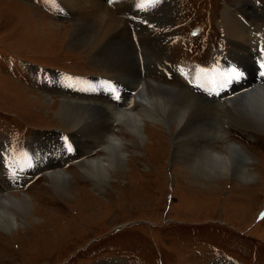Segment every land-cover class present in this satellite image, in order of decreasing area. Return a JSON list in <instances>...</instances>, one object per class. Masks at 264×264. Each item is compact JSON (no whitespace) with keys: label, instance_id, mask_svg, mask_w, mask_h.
Segmentation results:
<instances>
[{"label":"rangeland","instance_id":"rangeland-1","mask_svg":"<svg viewBox=\"0 0 264 264\" xmlns=\"http://www.w3.org/2000/svg\"><path fill=\"white\" fill-rule=\"evenodd\" d=\"M244 1L253 8L252 21L264 25V0ZM98 2L111 11L129 5L124 14L117 15L124 31L97 44L91 39L81 45L72 39L80 25L93 31V23L82 17L89 7L80 10L73 0H0V193L18 197L24 193L31 209L12 232L0 228V264H264V131L231 118L230 113L239 108L238 99L230 101L228 113L226 106L216 105L218 96L210 94L218 89L212 90V83L225 73L245 69L244 55L251 60L254 77H259L264 30L259 36L255 33L253 44L247 39L245 50L235 48L234 38L225 43L219 24L222 12L227 6L241 5V0H161L147 10L137 6L139 0ZM39 68L45 70L37 71ZM52 69L77 76L102 75L87 82L83 79L87 91L99 90L97 97L85 101L71 94V87L80 88L79 80ZM108 78L115 80L113 86L121 95L128 94L136 80L146 79L149 91L157 88L164 96L181 101L190 95L206 107L212 106L215 120L227 128L230 140L242 145L251 157L249 166L256 171L255 179L244 182L227 177L202 182L199 175L188 172L183 158L172 159L170 147L179 122L173 133H165L158 121L146 122L144 143L133 139L128 130L117 132L134 143L124 148L126 165L119 163L110 170V178L101 179L102 189L84 178L78 163L64 166L72 175L71 195L56 193L45 171L38 176L29 174L34 172L29 164L55 163L69 155L65 135L73 149H78L75 159L81 164L87 157L104 154L94 144L102 124L100 130L89 121L80 129H69L55 111L64 98L72 108L108 110L110 104L101 86ZM51 86L68 91L62 94ZM108 96L114 98L110 92ZM116 101L113 111L122 108L121 100ZM206 107L199 108L200 119L190 121L185 129L191 138L183 145L185 156L191 154L187 146L196 149L194 158L208 144L205 139L199 146L193 131L198 120L209 125ZM41 133L48 137L44 146L34 142ZM23 139L13 146L8 143ZM31 139H35L34 155L26 153V146L23 152V144ZM222 144L212 142L216 148ZM0 207L14 213L21 208L5 200Z\"/></svg>","mask_w":264,"mask_h":264},{"label":"bare ground","instance_id":"bare-ground-1","mask_svg":"<svg viewBox=\"0 0 264 264\" xmlns=\"http://www.w3.org/2000/svg\"><path fill=\"white\" fill-rule=\"evenodd\" d=\"M98 1L99 0H73V5L75 6L77 5V7H79L80 10H82V8L86 9L89 7L87 9L88 11L86 14L83 15V13L81 12L82 17L85 22H87L88 20V22L93 23L94 26L93 27L94 29L92 28L93 31L90 29L87 31L83 27H81L82 25H80V28L76 30L73 36L72 39L73 43L86 45L90 43L91 39H93L92 41L94 42V44H97L98 41L107 40L117 32L122 33L121 31H124V28H122V21L120 18H118L117 15L124 14L128 9L129 5L128 4L127 6L123 5L122 9L120 10L119 6H121L122 5L121 4L118 5V7H115L113 11H111L109 8H107V6L103 2L100 3ZM241 2L242 4L237 6L236 8H233L231 6L225 7V10H223L222 12V16L219 24L221 26L220 28L222 30V34L224 35L225 38V43L231 41L234 38L237 42L235 48H240L241 50H245L246 45L247 46L249 45L247 39L250 38V43L253 44V42H255L256 40L255 33H257V36H259V31L264 30V25L254 23L252 21L251 13L253 12V8L251 6V3L245 2L244 0H241ZM232 18H234V20H231ZM246 53L248 54V52ZM260 53L261 52H259V54ZM244 56L246 62L245 69L242 70L239 67L237 68L243 71L244 78L230 85V86H234L231 89L232 96L225 97V99H221L222 97L220 96L218 99L214 98V100L216 105H218L219 107L226 106L227 111L225 112H228L229 109H231L229 107L231 105L230 101L234 99H238L236 102L239 103V108L236 111L233 110V112L231 113L228 112L231 114L232 116L231 118L235 117V119L239 120L240 124L246 125L247 127L257 128L260 129V131L262 130L264 131V81L262 80L264 78L254 77V75L252 74V70L250 69V66L252 65L251 60L250 58H247L246 55ZM138 57L141 60V62H143V60L140 58L139 55ZM186 70L184 71L186 72ZM43 78L45 77L43 76ZM87 79H85L86 82ZM92 79H96V78H92ZM135 82L136 83L131 87V90L129 91L128 94L125 95L120 94L122 108L119 111L117 110L118 112L113 111V109L117 107L116 106L117 101L114 98H110L108 94L106 95V100L110 104V108L109 107L107 108L108 110H105L104 108H99V109L97 108L96 110L93 109L91 110L89 106L79 109L72 108L69 99L64 98L62 103L59 104L57 110L55 111V116L59 119L60 123L69 129H80L82 126L83 127L87 126L88 124L86 122L89 121L91 127L96 126L100 130L101 128L100 125L102 124V128L100 130V138L98 141H95L94 143V144H98L97 147L100 148L101 150H105L102 156L87 157L86 159L82 160V164H81L79 163L81 161L75 159V157L78 155L77 153L78 149H77V151L74 150L73 153H69L68 156L62 157L59 161L55 163L50 162L46 164L45 163L29 164L31 165L29 166L31 171H34L35 173L45 171L46 176H48L49 178V183L51 184L52 189L56 193L58 194L67 193L71 195V190H69V188L71 185L70 180L72 175L64 169V166L68 162L78 163V165H80V168L84 173L85 176L84 178L91 181V184H93V186L96 187L97 185H99V188L102 189L104 185L101 179L110 178L111 177L110 170L115 169L119 163L121 167L126 165L127 153L124 150L126 144L134 143L133 139H139L142 143H144L145 140L148 138V135L146 133V122L158 121L159 123H162L163 126H165L161 128L162 132L165 133L167 132L173 133L179 122V131H177L175 135L172 137L173 146L170 147L172 153V159L173 161L177 162L179 158H183L185 160L183 161V163L185 164V167L188 169V172H193L197 176L199 175L202 182L211 183L217 179L227 178V177L231 179L242 180L244 182L255 179L256 171H251V168L249 166V161H251V157L249 156V154L242 145H240L235 141L230 140L228 134L229 131L226 130L227 128L225 129L220 125L218 121L215 120L214 118L215 112L212 110V106L206 107L205 103L202 104L199 100H196L197 98L194 99L193 97H190V95L184 96L183 94L184 98L181 101V99H175L173 97H169L168 95L164 96V93H162L160 90L159 91L156 90L157 88L156 89L154 88L155 90L150 89L151 91H149L147 90L148 87L147 83L149 81H147L146 79L145 80L139 79L136 80ZM152 82L157 83L155 80ZM159 84L157 83V85ZM51 87L53 89L58 88L54 86ZM172 87L176 89V91H182L181 89H179L178 86H172ZM84 88L85 87L82 86L81 88L76 90L71 87L70 93L80 95L81 97L80 99H83L85 101H93L97 97L96 96L97 91L94 90L87 91L86 88L85 89ZM58 89L61 91L62 94L63 92L68 91V90H62L60 88ZM170 95L176 96V93H172ZM137 106H139V108H137ZM200 107H206L204 111L208 114L207 118H209L208 119L209 125L203 123L202 119L198 120L196 122L198 127L193 128L194 129L193 131L197 132V135H195L194 140L195 141L199 140L198 142L199 146L203 144L202 141H204L205 139H208L209 141L207 145L205 143H204L205 145L203 144L202 151L200 153L197 154L194 153V158H193L192 151H196L194 147L187 146L189 150H191V154L189 156H185L184 153L185 152L184 150H186V148L183 145L188 140H191V138L188 135L186 136L187 131L185 129H189L187 127L190 121H193L194 119H200L201 116V111L199 109ZM97 121H101V122L96 123ZM112 122H114V125H112ZM122 129H125L126 131L128 130V134H130V136H133V139H128L124 135L122 134L120 135V133L119 134L117 133ZM35 135L36 134H34L33 136ZM66 136L67 135L63 137ZM29 138H25V139H29ZM25 139L20 141L11 140L8 143H10L11 146H13V143L20 144ZM35 139L27 140V142H31V143L23 144L24 146L23 152L25 146L27 147V149L33 151L31 148L35 145L34 142L37 143L41 142L43 144L41 146H44L46 142H48L47 133L46 134L41 133ZM33 140L35 141L33 142ZM215 141L216 142L223 141V144L220 145L222 148H216L212 146V142ZM193 177L198 182V179L195 176ZM15 185L17 184H12L11 186H15ZM21 194L23 195V197L15 196L10 192H6V191L0 193V201L5 200L15 205L21 206V208L15 209V213L12 210L3 211L0 207L1 230L3 229L6 232L8 231L12 232L13 228L21 225L22 221L24 222V216L26 213L31 214V209H29L30 203L25 198L26 195L24 193ZM5 215H7V217H5ZM17 215L21 216L20 222L17 221ZM32 219L33 220L36 219L33 214H32Z\"/></svg>","mask_w":264,"mask_h":264},{"label":"snow or ice","instance_id":"snow-or-ice-1","mask_svg":"<svg viewBox=\"0 0 264 264\" xmlns=\"http://www.w3.org/2000/svg\"><path fill=\"white\" fill-rule=\"evenodd\" d=\"M110 2H112V0H110ZM161 0H139L138 3V7L141 10H147V8L149 7H154L156 4L160 3ZM259 64V68L260 71L258 73L259 77L264 78V49L261 50V57L260 60L258 61ZM244 78V73L238 69L233 68L231 71L225 73L223 75V77H221V79L218 82V91H215L214 93H210V94H214L219 96L221 94L222 91H225L228 89V87L234 83V82H238L241 79ZM102 87H107L109 92H111L114 96V99L119 100L120 99V94H119V90L118 88H116L115 86L111 85L109 82H104L102 85ZM65 151L66 152H73L74 149L71 146V144L69 142H67V138H65ZM31 166V165H29ZM22 170V169H20Z\"/></svg>","mask_w":264,"mask_h":264}]
</instances>
